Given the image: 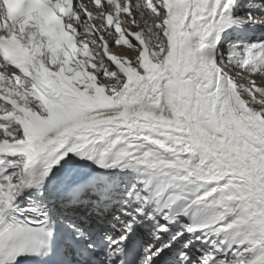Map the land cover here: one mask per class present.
<instances>
[{"label":"snow or ice","instance_id":"obj_1","mask_svg":"<svg viewBox=\"0 0 264 264\" xmlns=\"http://www.w3.org/2000/svg\"><path fill=\"white\" fill-rule=\"evenodd\" d=\"M234 7L0 0V264H99L98 252L104 264H176L177 237L203 229L231 239L184 252L186 264H264V41L224 59ZM231 19L264 24L252 11ZM71 154L119 172L88 177ZM53 185L54 222L34 201L29 219L18 198L49 199ZM141 224L153 243L138 256L128 242Z\"/></svg>","mask_w":264,"mask_h":264},{"label":"bare ground","instance_id":"obj_2","mask_svg":"<svg viewBox=\"0 0 264 264\" xmlns=\"http://www.w3.org/2000/svg\"><path fill=\"white\" fill-rule=\"evenodd\" d=\"M258 14L264 15V13H262V12H258ZM262 39L263 40L255 39L253 44H256V43H258L260 41H264V35H262ZM118 47L119 48H117V50L119 52H121L122 50H127L128 53H129V58L134 57L135 53L132 52L130 49H128L127 45L121 44V45H118ZM71 155L73 156V159L76 161L75 167H77L78 169L82 170L88 177H98V176H101V175L109 174L111 172H115L114 174L119 172L118 169H115V170L102 169L97 164L92 162L91 160H81L79 157H76L75 154H71ZM120 174H122V173H120ZM124 174H126L128 176H132V177H135L136 175H138L137 173H133V172H128V173H124ZM57 183H59V181H57ZM54 190H55V185H53V186H51L49 188V194H48L49 197H51V193ZM35 192H37V189H35V188L27 190L24 193V195H22L21 197L18 198L19 201L21 202V207L23 206V203L26 201V199L28 200L27 196L28 195H33ZM197 216H198V218L200 220H202L204 218L203 214H199ZM229 219H231V217H229ZM223 235H226L227 239H229V240L231 239V237L227 233H224V234H221V235H218V236H223Z\"/></svg>","mask_w":264,"mask_h":264},{"label":"rangeland","instance_id":"obj_3","mask_svg":"<svg viewBox=\"0 0 264 264\" xmlns=\"http://www.w3.org/2000/svg\"><path fill=\"white\" fill-rule=\"evenodd\" d=\"M221 242H222V240H220L219 242H218V244H221ZM210 249V248H209ZM207 249H205V251H206ZM211 251V250H210Z\"/></svg>","mask_w":264,"mask_h":264}]
</instances>
